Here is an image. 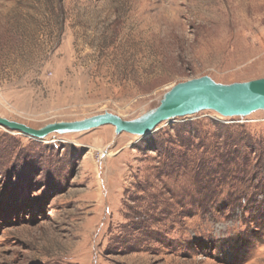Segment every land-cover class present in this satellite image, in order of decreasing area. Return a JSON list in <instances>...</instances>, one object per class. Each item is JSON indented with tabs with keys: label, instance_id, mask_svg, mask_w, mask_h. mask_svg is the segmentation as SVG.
<instances>
[{
	"label": "rangeland",
	"instance_id": "1",
	"mask_svg": "<svg viewBox=\"0 0 264 264\" xmlns=\"http://www.w3.org/2000/svg\"><path fill=\"white\" fill-rule=\"evenodd\" d=\"M201 77L264 79V0H0V117L140 122ZM163 122L0 125V264H264V109Z\"/></svg>",
	"mask_w": 264,
	"mask_h": 264
},
{
	"label": "water",
	"instance_id": "2",
	"mask_svg": "<svg viewBox=\"0 0 264 264\" xmlns=\"http://www.w3.org/2000/svg\"><path fill=\"white\" fill-rule=\"evenodd\" d=\"M200 90L210 93L213 100L200 95ZM231 93L238 97L241 94L244 96L241 99L227 96ZM203 109L214 110L224 116L247 115L254 110L264 109V79L224 86L214 83L208 77H201L177 84L166 94L159 107L140 122L126 121L117 115L104 113L80 121L49 123L38 129L3 117H0V125L38 139L50 132L84 131L104 124L113 125L117 132L140 135L152 132L160 122L167 121L168 118L193 114Z\"/></svg>",
	"mask_w": 264,
	"mask_h": 264
},
{
	"label": "bare ground",
	"instance_id": "3",
	"mask_svg": "<svg viewBox=\"0 0 264 264\" xmlns=\"http://www.w3.org/2000/svg\"><path fill=\"white\" fill-rule=\"evenodd\" d=\"M223 92H225V91H223ZM227 92V91H226ZM198 93L200 94V95H204L205 97H208V98H211V100H213V98H212V96L210 95V93H208V92H206V91H203V90H200V91H198ZM242 96H240V97H238V96H235L234 95V93H231V94H227V96H232L233 98H236V99H241V98H243V96H244V94H241ZM147 116H145V118H146ZM169 120L170 119H172V117L171 118H168ZM144 120V119H143ZM169 120H167V121H169ZM163 122V121H162ZM165 122L166 121H164L163 123H161V126H163V125H165ZM57 132H64V131H57ZM68 132H70V131H68ZM71 132H74V131H71ZM148 134V133H147ZM147 134H145V133H143V134H140V136H143V135H147Z\"/></svg>",
	"mask_w": 264,
	"mask_h": 264
}]
</instances>
